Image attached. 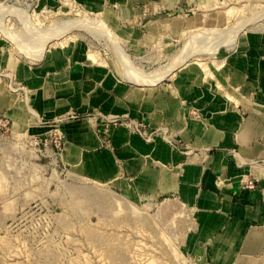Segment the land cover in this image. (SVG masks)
<instances>
[{"label":"rangeland","instance_id":"rangeland-1","mask_svg":"<svg viewBox=\"0 0 264 264\" xmlns=\"http://www.w3.org/2000/svg\"><path fill=\"white\" fill-rule=\"evenodd\" d=\"M188 3L0 0V264H212L207 216L181 193L138 190L125 154L138 140L159 155L143 154L151 172L167 154L159 145L199 164L188 157L201 153L195 121L250 92V72H231L244 54L234 42L251 39L253 53L264 41V0ZM71 70L88 77L74 78L82 94L66 105L56 92ZM82 124L98 146L72 158L66 127ZM234 154L239 187L261 190L264 164Z\"/></svg>","mask_w":264,"mask_h":264},{"label":"crops","instance_id":"crops-1","mask_svg":"<svg viewBox=\"0 0 264 264\" xmlns=\"http://www.w3.org/2000/svg\"><path fill=\"white\" fill-rule=\"evenodd\" d=\"M170 1L182 7L189 0ZM262 40L257 39L253 44L257 48L253 53L248 51L253 43L251 39L242 38L237 43L234 42L244 47V54L236 60L242 71L238 68L235 71L236 66L230 71L242 72L243 77L245 72L252 75L248 89L250 92H244L248 93L245 101L241 99L242 104H239V108L222 107L223 111L216 117L213 115L209 124L195 121L191 134L194 138V148L201 149V153L193 152L188 157L203 161L182 167L179 156H171L166 146L159 145L158 149L162 146L167 154L159 158L163 162L157 165L159 170L151 172L143 154L149 153L152 158H156L159 156L158 153H154L148 147L146 152H143L141 148L144 145L138 140L125 153L133 159L129 174L138 190L146 188L149 192L158 190L164 194L181 193L186 201L200 208L202 214L207 216L203 219L205 228L203 238L212 244L210 247L212 264H264V165L259 168V175L263 181L260 184L261 190L257 192L242 190L239 187L235 180L238 169L234 167L235 151L237 159L246 164L252 160L264 164V55L259 54L261 47H264ZM82 73L85 74L84 77H88L87 71L71 70L66 74L64 83L57 88V102H65L67 105L69 99L75 98L76 93H81L79 83H75L74 78L77 79ZM48 88L41 93H47ZM123 90V87L119 89L121 97ZM64 94L68 95L66 101L62 97ZM97 96L105 103L113 101L106 93L99 92ZM7 102L8 99L0 97V110L8 106ZM129 103L135 105L134 110L138 109L139 102L133 97ZM214 107L212 106L213 110L217 109ZM66 130L68 140L74 146L71 151L72 158L78 157L79 148L90 151L98 146L87 124L68 125ZM123 137L125 138V133ZM124 142L122 141L123 145ZM225 150L234 155L230 157V165L228 158L223 157L226 161L221 163V166L217 160L222 158L220 153ZM171 157L175 158L173 170L170 166ZM207 158L209 161L205 163L204 160ZM165 164H168V167Z\"/></svg>","mask_w":264,"mask_h":264},{"label":"bare ground","instance_id":"bare-ground-1","mask_svg":"<svg viewBox=\"0 0 264 264\" xmlns=\"http://www.w3.org/2000/svg\"><path fill=\"white\" fill-rule=\"evenodd\" d=\"M155 79H156V78H153V79L151 78L150 81H148V82H154ZM83 125H84V124H83Z\"/></svg>","mask_w":264,"mask_h":264}]
</instances>
